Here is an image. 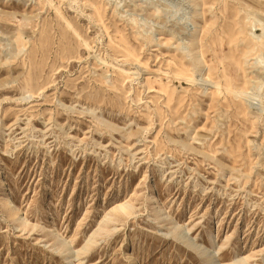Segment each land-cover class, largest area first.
Returning <instances> with one entry per match:
<instances>
[{"label":"rangeland","instance_id":"rangeland-1","mask_svg":"<svg viewBox=\"0 0 264 264\" xmlns=\"http://www.w3.org/2000/svg\"><path fill=\"white\" fill-rule=\"evenodd\" d=\"M252 32L264 0H0V264H264Z\"/></svg>","mask_w":264,"mask_h":264},{"label":"bare ground","instance_id":"bare-ground-1","mask_svg":"<svg viewBox=\"0 0 264 264\" xmlns=\"http://www.w3.org/2000/svg\"><path fill=\"white\" fill-rule=\"evenodd\" d=\"M262 31V30H261ZM251 37H254V39L256 40V41H258V40H260V38L261 37H264V32H263V34H255L254 32H252V34H251ZM263 39V38H262ZM183 63V62H182ZM264 64V63H263ZM261 69H264V65L261 67ZM177 75V74H176ZM178 76H180V75H178ZM185 78V77H184ZM5 204H6V206H8V209H9V213L11 214V216L12 215H17L18 214V208H16V206L13 204V202H12V200L9 198V197H6V199H5V202H4ZM13 217V216H12ZM188 239V238H187ZM69 244V243H68ZM193 244V243H192ZM204 253H206V252H204ZM215 263V262H214Z\"/></svg>","mask_w":264,"mask_h":264}]
</instances>
